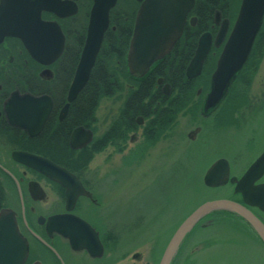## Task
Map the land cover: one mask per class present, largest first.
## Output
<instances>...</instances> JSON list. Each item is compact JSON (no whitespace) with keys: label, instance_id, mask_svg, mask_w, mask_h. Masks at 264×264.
<instances>
[{"label":"flooded vegetation","instance_id":"obj_1","mask_svg":"<svg viewBox=\"0 0 264 264\" xmlns=\"http://www.w3.org/2000/svg\"><path fill=\"white\" fill-rule=\"evenodd\" d=\"M112 1L101 0L104 5H110ZM145 1L147 0H115L109 10V26L103 43L107 34L116 33L123 26L131 27L132 38L137 15ZM242 2L243 0H194L186 16L181 37L170 53L151 68H184L183 71L186 73L201 37L208 34L211 36L212 45L204 68L215 57L216 69L218 59L237 21ZM94 5L95 0H0V212L9 210L15 215L18 230L28 243L25 264H159L169 241L185 219L176 221L174 216L176 222H172V218L167 222L161 217L166 214V209L159 213L158 208L156 211L153 209L155 212L148 217L147 222L145 219L132 218L134 221L128 226L126 216L123 214L124 192L132 186L137 194L131 197L136 196L138 201L140 198L150 196L152 193L148 192L154 189L155 184L125 180L122 172L124 161L107 162L106 166H102L104 162L94 166L93 160L89 163L83 160L57 163V166L76 177L83 191L72 204H68L66 188L14 157L16 153L26 152L50 159L41 152L43 146L49 147L48 144L54 142L57 144L58 137L64 131L67 134L71 129L72 112L69 111L65 120H60L58 99L61 97L63 99V96L68 94L70 86H67L66 68H69L73 56L77 54L81 56L88 37ZM34 15L39 20L36 26ZM43 26L54 27L55 32L49 34L55 37L56 41L52 40L54 46L49 43L41 56L46 57L50 52L52 55H58L62 48L60 56L47 65L31 54L27 43L31 41L43 51L42 40L50 38ZM223 26L227 27V32L220 45H216ZM20 32L23 35H20ZM182 83L185 84V81ZM205 84L208 87V82ZM252 85L258 86V93L256 96L249 94V106L245 108L248 110V116L242 117L238 126L244 131H250L247 152H251L253 157L245 170L237 176L232 174V159L226 157L231 176L237 178H241L264 154V17L260 31L252 43L251 54L237 74L230 92L250 89ZM246 93L249 91L243 90L244 96ZM44 96L52 102V109L44 128L38 131L37 125L42 116L43 106L40 104L38 107L28 101L29 98ZM197 109V113H201L199 106ZM24 117L30 119L26 125L29 126L31 133L35 134L33 137L30 136L28 129L22 127L25 125L22 121ZM196 118L198 122L195 125L200 131L192 135L195 128L183 135V139L187 140L192 136L191 140L195 141L199 138L203 119L201 114L200 116L196 114ZM152 135L153 132L149 129L142 130L141 135L135 131L124 141L126 147L133 145L134 151L139 148L150 149L148 136ZM70 136L69 134L68 146ZM133 136L137 138L134 139ZM166 136L160 140L167 138ZM97 139L93 130L92 140L81 151L86 149L88 153H92L104 145L103 140L100 145L95 144ZM234 150L238 152L237 149ZM255 185L264 187V173ZM233 195L231 200L245 204L240 194L233 192ZM252 211L264 224V210L252 207ZM57 216H63L61 223L52 221ZM219 220L235 221L239 223V227L236 228L243 229L240 231L244 238L238 246L248 248V254H252L251 251L255 255L244 257L246 259L244 264H264V243L255 231L236 216L219 213L211 214L194 227L171 264H188L192 254L216 244L217 237L216 234L213 235L212 229H217L215 233L220 231L217 224ZM157 224L159 228L155 233L154 228ZM58 229H63L69 236L59 233ZM198 238L202 239L196 245L193 242ZM231 241L225 243L229 244ZM145 245L149 248L146 254L143 250H138ZM128 249L131 252L127 251ZM209 260L215 263L217 259L211 257Z\"/></svg>","mask_w":264,"mask_h":264},{"label":"water","instance_id":"obj_2","mask_svg":"<svg viewBox=\"0 0 264 264\" xmlns=\"http://www.w3.org/2000/svg\"><path fill=\"white\" fill-rule=\"evenodd\" d=\"M114 3L115 0L110 5H104L101 0H95L88 38L81 54L74 80L70 86L68 94L69 103L76 99L77 94L90 79L105 32L109 26V10ZM193 3L194 0H147L143 3L137 15L126 57L130 76L135 79L145 78L151 71V67L170 53L174 44L183 33L186 16L192 8ZM36 17L34 15L36 21L34 26L39 22L38 17L37 19ZM263 17L264 0H243L237 21L218 59L216 70L211 77L212 90L204 101L201 111L203 116L209 115L208 110L212 109L216 104H221L229 94L237 74L251 54L252 43L259 33ZM4 25H6L5 22ZM43 28L50 37L46 41L42 40L43 51L31 41L27 43L31 54L36 59L42 60L40 62L47 65L60 56L62 48L58 55H52L50 52L46 57L45 55L41 56V53H44L45 47L49 43H52L53 46L55 44L52 41L55 40V37L50 35L52 32H55L54 27L43 26ZM226 32L227 27L223 26L217 37L216 45H220ZM20 35L23 34L20 32ZM23 39L25 40V37ZM211 45V36L204 34L187 68L186 74L188 79H195L202 75L204 63L208 57ZM165 93L169 94L166 90ZM29 100V103L36 104L38 107L40 104L43 106L42 116L38 121L39 130H41L50 115L52 102L46 96L42 98H29ZM68 108L69 106L62 111L61 119L65 117ZM26 121L27 119L25 118L24 122ZM22 127L29 130V126L26 124ZM29 132L31 133L30 130ZM92 137V131L78 128L70 137V146L73 149H82L90 143ZM14 157L17 161L43 173L51 180L66 188L68 204H72L78 195L83 193L80 189L81 185L75 176L48 160L23 153H16ZM263 173L264 154L241 178L231 176L230 165L227 160L221 158L214 162L204 176V185L208 188H220L231 184L234 186V193L240 194L245 204L229 199H217L207 201L199 206L174 234L163 254L160 264H171L187 235L204 217L211 213L225 212L240 217L255 231L264 243V224L247 209V206H253L264 210V187L255 185ZM62 218L63 216H57L52 221L54 223H61L63 221ZM57 231L65 236H69L63 229H58ZM27 257L28 243L18 230L14 213L9 210H2L0 212V264H25Z\"/></svg>","mask_w":264,"mask_h":264},{"label":"rangeland","instance_id":"obj_3","mask_svg":"<svg viewBox=\"0 0 264 264\" xmlns=\"http://www.w3.org/2000/svg\"><path fill=\"white\" fill-rule=\"evenodd\" d=\"M107 49V44L103 43L101 54L103 50L104 53H107ZM106 55L107 54L104 56ZM101 56L102 55H100V58ZM113 59L105 62L107 63L105 64V66H107L106 68H108L110 73L115 72V70L121 72L122 75L125 76V80H123V83L117 84V92L112 97L105 98L101 102L100 108L97 112V123L92 126L97 138L103 135L114 118L115 120L119 118L117 115L120 113L122 114L126 96L130 95V92L134 91L138 86V82L128 75L126 58L123 63L122 61L120 62L121 64L116 63V60L113 61ZM215 59L216 58L214 57L212 62L204 68L200 79L195 78L193 79L195 81H192L191 84H189L192 89L187 92L186 98L183 97L184 99L181 104L186 103L188 106L191 105L188 108L184 106L183 110H181L182 108L180 109V112L174 121L177 125L174 129V133H170V135H167V138L163 140H155L153 142L155 147H150L151 149L144 148L143 150H140L139 148L137 151H134V146L131 145L129 147L127 144L128 147H126V143L123 140L116 146L109 144L106 147V150L95 155L93 159L94 166L101 164L102 162H104L102 166H106L107 162L115 161L119 163L120 161H124L125 164L124 162L122 163V172L125 180L128 179V182L137 180L139 182H151L155 184L154 189L148 192V194L152 193L150 196L148 195L144 198H140L138 201L134 200L135 202H132L133 197H131L135 194V190L132 186H129V189L124 192L122 196L123 214L126 216L125 220L128 226L134 221H132V215L134 213L144 216L145 222H147V214L143 215L141 213L142 211L150 212L153 209L156 211L158 209L156 207L148 208L149 205L151 207V204L153 203L162 205V209H159V213L166 209V214L164 213L161 217H164L167 222L170 218H172V222H176L184 219L204 201L227 198L231 199L234 196L232 185L223 188L221 187L219 189H209L203 184V176L207 171L209 164L217 158L229 157L232 159V174L236 176L245 170L246 165L252 159L253 154L247 152L249 145L248 141L250 139L249 136H251L250 131H244L241 126H238V124L241 122L239 120L242 119V117L248 116V110L245 109L249 106L248 96L249 94L251 96H256L258 93V86L252 85L249 87L250 89L244 88L243 90L249 91L248 94L246 93L247 97L244 96L243 90L234 93L229 92L221 103V110H223V112L219 113L217 111L215 114L216 117L214 116L215 118L211 119L215 122L219 121L220 125L223 123L222 126H219L218 124L219 128L216 132L210 131L212 130L211 128L213 124L212 121L209 120L206 125L201 126L202 132L200 138L202 137L203 141H201L200 138L193 142L182 139V137H184V132L188 133L196 128L195 124L198 122L196 114L200 116V112L197 113L198 109H196V107L199 106V109H201L204 103L202 100L205 101L208 95V88H205V83H207L212 77L211 75L215 70ZM108 60H110V58H108ZM158 78H161V76ZM207 86L209 87V85ZM201 89L202 91H200ZM158 105L159 103L156 104V106ZM164 106L165 105H163V108ZM166 106L168 105L166 104ZM259 116L260 115H258V117ZM118 122L119 121L117 120V123ZM118 127H121L120 130L124 135L132 134V131L126 130L127 128L122 124H119ZM251 129L253 128H250V130ZM142 130V128H139L136 131L141 135ZM156 131L157 130H154V134H156ZM162 134L163 133L160 134V137ZM185 143L187 146L184 147V149H180V145ZM176 145H178V147L177 149H174L173 147ZM168 146H171L172 148L167 149ZM234 149H237L238 152ZM162 155L165 156L161 157ZM132 161L134 163H132ZM134 204L135 208L133 209L131 205ZM138 204L139 209L137 208V210L136 205ZM163 207H165V209ZM174 216L176 217V221L175 218H173ZM217 222L220 230L217 232L218 234L215 233L217 229H212L213 235L216 234L217 239L215 242L217 243H214L209 249L192 254L188 264H244L246 262L244 257L255 256L254 252L250 251L252 254H248L246 249L238 246L242 243V238H244L242 237L243 235H241L243 229L241 227L236 228L237 226L239 227V223L235 221L223 222V220ZM158 228L159 225L157 224L154 228L155 233H157ZM201 239L202 238H198V240L193 243L197 245L200 243ZM139 240L138 243H140ZM228 240L232 241L231 243L226 244L225 241ZM148 245L150 246L151 244ZM129 250L130 249L127 251ZM138 250H143L146 254L149 251V248L145 245ZM211 257L217 259L215 263L209 260Z\"/></svg>","mask_w":264,"mask_h":264},{"label":"trees","instance_id":"obj_4","mask_svg":"<svg viewBox=\"0 0 264 264\" xmlns=\"http://www.w3.org/2000/svg\"><path fill=\"white\" fill-rule=\"evenodd\" d=\"M131 32V27L123 26L119 28L116 33L111 32L107 34V37L104 41V43L107 44V50L112 47H116L118 49L119 53L117 54V57L119 60V64H121V61L123 63V61L125 60L131 37ZM102 55H105L104 50L102 52ZM79 58V54L73 56L71 62H69V68H66L67 86H70ZM107 58V55L103 58H100L99 55L97 63L91 74V81L89 85L87 86L83 94L80 96L78 102L75 103L73 106L74 111H72V115L77 126L85 125L88 128H91L95 123L94 116L96 113L95 109L97 107L95 105L98 99L101 98V96L103 95L112 97L117 92L118 86L115 83L111 85V76L109 75L108 68H106L107 66H105ZM183 70L184 68H153L151 73L145 79L142 80L141 84H137V88L134 91L130 92V95L128 96L127 101L124 104L122 111V115L124 116L125 122H118L112 127H114L115 130L117 128L120 129L121 127H118V125L122 124L127 128L126 130L134 129L136 125L134 120L136 119V117L144 116L147 120H150V117H153V119H151L150 121L148 120V129L152 128L154 130H160L162 133L168 130V128L174 123L176 116L180 112V109L182 108L181 110H183V107L186 105V103L181 104L183 100H179V98H186L187 92L191 91L192 89L189 84H191L193 80H186L185 84L181 81V76L184 72ZM159 76H167L169 79L168 81L173 85L174 89L171 100H164L165 98L160 90H158L154 94L155 82ZM88 95L91 97L89 103L86 100V97ZM157 103H159L158 106H156ZM166 104L168 106H166ZM163 105H165L164 108ZM108 135L109 131L107 134H103L102 137H99L96 140L95 144L100 145L103 140L104 145L99 146L92 153H88L86 149L81 151L80 153L72 151L68 146V136H65V138L58 137L61 142L59 141L60 143L56 152H45L44 150L43 153L44 156L49 157L51 160L59 164L63 163V155H66L67 152H69L70 155L68 159L69 161L83 160L86 161V163H89L94 159L97 153L103 151V149H105L109 144H114L112 140H109L107 138ZM159 137L160 135L157 136V131L155 135L150 136V138L154 141L159 139ZM70 151L73 153H71ZM76 153L79 154L80 157L77 156Z\"/></svg>","mask_w":264,"mask_h":264},{"label":"bare ground","instance_id":"obj_5","mask_svg":"<svg viewBox=\"0 0 264 264\" xmlns=\"http://www.w3.org/2000/svg\"><path fill=\"white\" fill-rule=\"evenodd\" d=\"M88 38V37H87ZM87 41V40H86ZM102 47H103V44L101 45V47H100V51H99V54H98V56H97V59H98V57H99V55H102L101 54V51H102ZM84 49V48H83ZM82 52H83V50H82ZM119 53V51H118V49L116 48V47H112V48H110L108 51H107V53H105V54H107V57L108 58H110V60H108V58H107V60H106V62L107 61H111L113 58V61L114 60H116V63H119V60H118V57H117V54ZM82 54V53H81ZM102 58H103V55L101 56ZM194 57V56H193ZM97 59H96V63H97ZM193 59V58H192ZM192 59H191V61H192ZM101 60H103V59H101ZM79 61H80V59H79ZM79 61H78V64H79ZM96 63H95V65H96ZM191 63V62H190ZM78 64H77V67H78ZM106 64V63H105ZM95 65H94V67H95ZM118 66V65H117ZM77 67H76V69H75V72H74V75H73V79H72V81L74 80V77H75V73H76V71H77ZM94 69V68H93ZM178 70V69H177ZM216 70V69H215ZM187 71V70H186ZM92 72H93V70H92ZM183 72V71H182ZM214 73V72H213ZM92 74V73H91ZM109 75L111 76V81H112V83H111V85H113L114 83L115 84H118V83H123V80H125V76H123L122 75V73L121 72H117L116 70H115V72H113V73H110L109 72ZM128 75H129V77H132V76H130V74H129V72H128ZM213 75V74H212ZM90 78H91V76H90ZM210 79H212V78H210ZM209 79V81H208V85H209V87H205V88H208L207 89V93L208 94H210V92H211V90H212V88H211V85H212V80H210ZM169 79H168V77L167 76H165V77H161V78H158V79H156V82H155V91H154V94H155V92H157L158 90H160L161 92H162V94H163V96H164V100H171V97H172V95H173V85L168 81ZM186 80H193V79H188V77H187V74L186 73H184L183 72V74H182V76H181V81H186ZM90 79L88 80V82H87V84L85 85V87L77 94V97H76V99L73 101V102H68V94H69V90H70V87H68L67 89H68V94H67V96H63V99H62V97L60 98V99H58V109H59V118H60V120H65L66 119V117H67V114L69 113V111L70 112H72V111H74V109H73V106H74V104L75 103H77L78 102V100H79V98H80V96L83 94V92L86 90V88H87V86L89 85V83H90ZM193 81H195V80H193ZM71 84H72V82H71ZM138 84H141V82H138ZM71 86V85H70ZM205 86H206V84H205ZM204 87V86H203ZM175 89H177V88H175ZM202 89H204V88H202ZM202 89L200 90V91H202ZM165 90H166V92H168L169 94H166L165 93ZM128 96L129 95H127L126 96V98H125V102H124V104L126 103V101H127V98H128ZM105 98H109L108 96H101V98H99L98 99V101H97V103H96V105L95 106H97L96 107V109H95V123L94 124H96L97 123V112H98V110H99V108H100V105H101V102H102V100L103 99H105ZM91 99V97L88 95L87 97H86V100H87V102L89 103V100ZM166 100V101H167ZM179 100H183V98L181 99V98H179ZM7 105V104H6ZM6 105H5V108H6ZM191 105V104H190ZM190 105L188 106L187 104L185 105L187 108L188 107H190ZM203 105H204V103H203ZM67 106H69V108H68V110H67V113H66V115H65V117L64 118H62L61 119V114H62V111L67 107ZM192 106H193V104H192ZM221 106H222V104H216L212 109H210V110H208V112H209V115H207V116H203L202 115V112L200 113L201 114V116H202V119H203V126L204 125H206L207 124V122L209 121V120H211V119H213V118H215L216 116H215V114H216V112L218 111L219 113H221V112H223V110H221ZM203 108V107H202ZM202 108H201V111H202ZM186 109V108H185ZM196 109H197V107H196ZM153 110H155V109H153ZM194 110V109H193ZM195 111V110H194ZM117 116H119V118H117L116 120H115V118L113 119V121L109 124V126H108V129L103 133L104 135L105 134H107L108 133V131H109V135L107 136V138L109 139V140H112V142H114V146H116V145H118V144H120L125 138H128V137H130V135H132V134H123L122 133V131L119 129V128H117L116 130H115V128L114 127H112L114 124H116L117 123V120L119 121V122H122V123H124L125 121H124V116L120 113V114H118ZM215 116V117H214ZM24 119H25V117L23 118V122H24ZM27 119V121L26 122H24L25 124H28L29 122H30V119H28V118H26ZM151 119H153V117H150V120ZM72 121H73V123H72V127H71V131L69 130V132H67V134H66V132L64 131L63 132V134L60 136V137H62V138H65V136H68L69 134L72 136V134H73V132L76 130V129H78V128H83V129H86V130H90V131H92V133H93V127H91V128H88L87 126H85V125H78L77 126V124H75V121H74V117H73V115H72V119H71ZM149 120V119H148ZM144 116H137L136 117V119L134 120L135 121V128L134 129H131V131L132 132H135L137 129H139V128H143V130H145V128H147L146 130H148V127H147V124H148V122L150 121H148ZM212 121V130H210V131H212V132H216L217 131V129L219 128V126H222V124L223 123H221V125L219 124V121H214V120H211ZM218 124H219V126H218ZM44 126H45V124H44ZM176 124L175 123H173L169 128H168V130H166V131H164L163 132V134L161 135V137H163V136H165V135H170V133L172 134V133H174V129L176 128ZM202 126V125H201ZM199 127V126H198ZM44 128V127H43ZM37 129H38V131H41V130H39V125H37ZM114 129V130H113ZM149 130H152V132H153V135H155L154 134V129H152V128H149ZM200 131V129L198 128V130H197V128H196V130H195V132H194V134H192V135H195V134H197L198 132ZM162 132L160 131V130H157V136H159L160 134H161ZM186 133L184 132L183 133V135H185ZM35 134H30V136L31 137H33ZM70 136V137H71ZM200 136H201V134L199 135V138H200ZM149 137V136H148ZM160 137V138H161ZM171 137H172V135H171ZM132 138H137V137H135V136H133ZM159 138V139H160ZM182 139H183V137H182ZM191 139H193V137L192 136H190V139H187V140H190L191 142H193V140H191ZM198 139V138H197ZM184 140H186V139H184ZM200 140L201 141H203L202 140V137L200 138ZM200 140H199V142H200ZM60 140H58L57 141V144L54 142V143H52V144H48L49 145V147H46V146H43V149L45 150V152H47V151H54V152H56L57 150H58V146H59V143L61 142H59ZM153 142H154V140L153 139H151L150 137H149V144H150V146H151V148H153V147H155V144H153ZM146 143V142H145ZM179 145V144H178ZM178 145H176V147L174 148V149H177V147H178ZM187 145H186V143L185 144H181L180 145V149H184V147H186ZM46 147V148H45ZM69 147H70V149L72 150V151H75V152H77V153H80L81 152V148L80 149H73L71 146H70V144H69ZM150 148V149H151ZM41 150V152L43 153V151L44 150ZM71 152V151H70ZM20 153H23V154H27V155H32V154H29V153H26V152H20ZM71 153H73V152H71ZM76 153V155L77 156H79L80 157V155L79 154H77ZM44 154V153H43ZM166 155V154H165ZM164 155V156H165ZM32 156H35V155H32ZM163 155L161 156V157H164ZM35 157H38V158H42V159H45V160H48L49 162H51L52 164H57V163H55L53 160H51V159H48V158H45V157H39V156H35ZM69 157H70V155H69V152H67V154L66 155H63V163H67L69 160ZM261 157V156H260ZM259 157V158H260ZM67 158V159H66ZM258 158V159H259ZM221 158H217V159H215V160H213L214 162H216V161H218V160H220ZM223 159H225V160H227L226 159V157L225 158H223ZM257 159V160H258ZM132 160H134V159H132ZM256 160V161H257ZM228 161V160H227ZM255 161V162H256ZM133 162V161H132ZM214 162H212V163H210L209 164V166H208V168H207V171L209 170V168L214 164ZM254 162V163H255ZM229 163V162H228ZM206 171V172H207ZM206 172H205V174H204V176L206 175ZM204 176H203V179H204ZM204 184V183H203ZM205 186V185H204ZM206 187V186H205ZM208 188V187H207ZM234 191V190H233ZM133 200H136V198H133ZM212 201V200H211ZM207 201H204V202H202V204H200L199 206H201V205H203L204 203H206ZM138 206H139V204L138 205H136V209L138 208ZM163 206H165V205H163ZM198 206V207H199ZM131 207H133V209L135 208V204L134 205H131ZM153 207H156V208H159V209H161L162 208V205H160V204H158V203H153V204H151V207H150V205H149V207L148 208H153ZM166 207V206H165ZM165 207H163L164 209H165ZM169 207V206H168ZM197 207V208H198ZM252 207L253 206H248L247 207V209L249 210V211H251L252 213H253V215H255L260 221H261V219L258 217V215H256L253 211H252ZM196 208V209H197ZM139 209V208H138ZM137 209V210H138ZM168 209V208H167ZM151 210V209H150ZM166 211V210H165ZM154 210H152V211H150V212H143L142 211V213L141 214H147V216L146 217H151V214L153 215L154 214ZM193 213V211L192 212H190L189 213V215H187L186 217H185V219L184 220H182V222L180 223V226H181V224L191 215ZM211 214H213V213H211ZM211 214H209L208 216H210ZM208 216H206V217H204L203 219H205V218H207ZM132 217L133 218H135V219H139V220H143L144 219V216H141V215H138V214H133L132 215ZM236 218H238V219H240V220H242L240 217H236ZM202 219V220H203ZM201 220V221H202ZM200 221V222H201ZM199 222V223H200ZM262 222V221H261ZM198 223V224H199ZM263 223V222H262ZM179 226V227H180ZM179 227H178V229H179ZM177 229V230H178ZM177 230H176V232H177ZM175 232V233H176ZM174 233V234H175ZM174 236V235H173ZM173 236H172V238H173ZM172 238H171V240H172ZM171 240L169 241V244H170V242H171ZM180 248V247H179ZM246 250L248 249V248H245ZM160 262H161V260H160ZM160 264V263H159Z\"/></svg>","mask_w":264,"mask_h":264}]
</instances>
